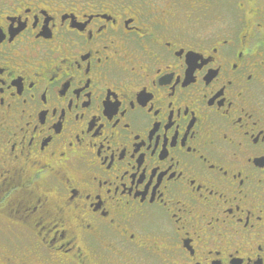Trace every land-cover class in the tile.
I'll return each mask as SVG.
<instances>
[{
  "label": "flooded vegetation",
  "instance_id": "obj_1",
  "mask_svg": "<svg viewBox=\"0 0 264 264\" xmlns=\"http://www.w3.org/2000/svg\"><path fill=\"white\" fill-rule=\"evenodd\" d=\"M0 264H264V0H0Z\"/></svg>",
  "mask_w": 264,
  "mask_h": 264
}]
</instances>
